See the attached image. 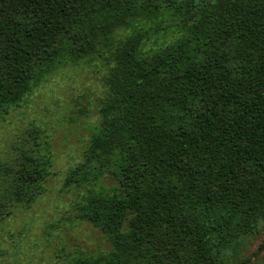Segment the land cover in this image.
Here are the masks:
<instances>
[{"label": "trees", "instance_id": "16d2710c", "mask_svg": "<svg viewBox=\"0 0 264 264\" xmlns=\"http://www.w3.org/2000/svg\"><path fill=\"white\" fill-rule=\"evenodd\" d=\"M153 42V45H148ZM109 63L79 214L109 250L65 264H225L264 217V0H0V112L52 71ZM0 164V219L50 158Z\"/></svg>", "mask_w": 264, "mask_h": 264}, {"label": "rangeland", "instance_id": "374dc122", "mask_svg": "<svg viewBox=\"0 0 264 264\" xmlns=\"http://www.w3.org/2000/svg\"><path fill=\"white\" fill-rule=\"evenodd\" d=\"M110 66L107 60L82 59L59 67L0 112V164L32 149L50 158L42 192L30 203L12 205L0 219V264H65L110 249L108 237L79 209L90 191L109 187L111 180L66 183L69 170L85 161L99 124ZM225 264H264V217L238 239Z\"/></svg>", "mask_w": 264, "mask_h": 264}]
</instances>
